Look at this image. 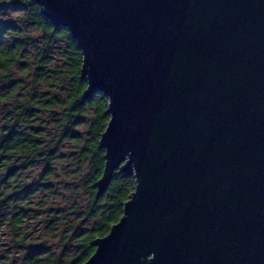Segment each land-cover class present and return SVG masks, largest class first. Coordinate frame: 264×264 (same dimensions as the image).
<instances>
[{"label": "water", "instance_id": "1", "mask_svg": "<svg viewBox=\"0 0 264 264\" xmlns=\"http://www.w3.org/2000/svg\"><path fill=\"white\" fill-rule=\"evenodd\" d=\"M103 94L134 192L84 264H264V0H34Z\"/></svg>", "mask_w": 264, "mask_h": 264}, {"label": "trees", "instance_id": "2", "mask_svg": "<svg viewBox=\"0 0 264 264\" xmlns=\"http://www.w3.org/2000/svg\"><path fill=\"white\" fill-rule=\"evenodd\" d=\"M81 65L69 32L34 0H0V236L10 264H84L134 192V177L116 170L98 194L108 100L83 99Z\"/></svg>", "mask_w": 264, "mask_h": 264}, {"label": "rangeland", "instance_id": "3", "mask_svg": "<svg viewBox=\"0 0 264 264\" xmlns=\"http://www.w3.org/2000/svg\"><path fill=\"white\" fill-rule=\"evenodd\" d=\"M12 17L14 18L13 15ZM36 235H34V237H36ZM7 244L9 245L10 241L0 236V264H10L12 257L8 258V256H14V251L11 250Z\"/></svg>", "mask_w": 264, "mask_h": 264}]
</instances>
